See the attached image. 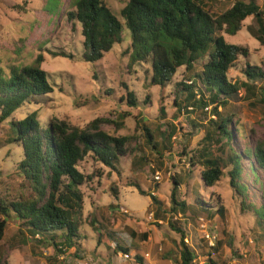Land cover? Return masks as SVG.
I'll list each match as a JSON object with an SVG mask.
<instances>
[{"label": "trees", "instance_id": "obj_1", "mask_svg": "<svg viewBox=\"0 0 264 264\" xmlns=\"http://www.w3.org/2000/svg\"><path fill=\"white\" fill-rule=\"evenodd\" d=\"M249 16L256 26H247V30L264 45V3L259 5L256 0H232L219 14L212 13L205 0H128L120 10L121 19L111 13L104 0H76L67 13L72 27L75 22L80 24L81 58L86 62L100 60L104 53L122 42L123 27L129 30V66L149 71L150 83L159 86L161 92L170 84L176 110L185 114L192 129L202 131L196 146L189 150L184 146L182 153L190 167L198 168L202 188L213 187L226 177L233 194L238 197L240 209L251 210L257 216L255 239L264 244V138L254 143L245 141L241 123L225 110L230 99L241 93L240 99L247 101L251 110L261 111L264 117V55L260 66L249 63L244 66V81L233 82L227 75L248 50L242 45L227 43L223 34H236ZM58 55L72 57L63 51ZM42 57L38 54L31 64L7 67L0 64V124L8 125L4 142L20 149V157L14 165L31 191L29 196L11 199L0 193V247L7 221L11 218L18 224V248L34 239L42 246L37 250L51 249L52 253L45 256L49 264H62L72 249L75 257H81L83 237L79 217L84 204L81 186L102 175L99 169L97 175L82 172L79 163L91 158L117 172L119 159L135 152L141 137L155 153L153 164L159 168L163 166L164 154L173 147L175 127L173 122H167L165 128L152 123L151 128L140 127L139 133L136 126L130 136H119L100 129L102 123L108 122L103 118H95L84 127L56 116L41 120L40 109L53 92L48 74L40 66ZM180 68H183L181 75L184 78L174 80ZM126 101L132 107L137 105L133 92L126 93ZM159 110L163 115L162 104ZM18 112L23 115L17 117ZM237 141H244V145L236 147ZM156 174L159 176L158 172ZM154 179L159 180L160 176L158 179L154 176ZM170 179V216L180 213L182 223L194 224L200 214L206 217L224 215V206L218 196H201L198 192L190 204L181 198L178 190L183 175L174 173ZM134 184L141 195L150 196L151 203H159L153 194ZM110 190L117 197L116 186H111ZM155 215L159 217L160 213ZM91 220L97 222L96 217ZM168 224L180 237L172 264H199L198 249L204 245L198 249L188 245L185 227L172 217ZM112 240L116 247L114 253L117 249L122 254L129 253L119 240L114 237ZM97 241L110 246L102 232ZM219 247L220 243L215 241L210 248L216 252ZM200 253L207 256L209 264H225L224 260H214L211 252L201 250ZM233 255L241 257L235 250ZM133 257L138 264L144 262L138 254ZM0 264H10L1 257V252Z\"/></svg>", "mask_w": 264, "mask_h": 264}, {"label": "rangeland", "instance_id": "obj_2", "mask_svg": "<svg viewBox=\"0 0 264 264\" xmlns=\"http://www.w3.org/2000/svg\"><path fill=\"white\" fill-rule=\"evenodd\" d=\"M75 1L0 0V64L6 67L31 64L41 54L43 59L40 66L47 72L48 81L53 86L47 103L40 109L39 118L46 121L56 116L80 127L95 118H103L108 122L102 123L100 129L119 136H130L136 126L139 133L142 131L140 127L151 128L152 123L165 128L167 122H173L175 134L172 137L173 147L164 154L163 166L159 168L153 164L152 155L155 156V153L141 137L138 138V149L119 159L117 172L91 158L79 163L78 168L82 172L97 175L96 170L99 169L102 175L94 177L92 183L81 186L84 192L83 213L79 217L83 237L80 241L81 257H75L72 249L62 264H138L133 256H142L145 252L150 254L147 264H172L180 237L168 224L171 217L185 227L188 245L194 248L204 245L202 249L197 248L198 252H211L214 260H224L225 264H263L264 244L255 239L258 230L254 220L257 216L251 210L240 209L238 197L233 194L226 177L213 187L202 188L198 168L190 167L182 154L184 146L187 150L196 146L202 131L192 129L185 114L176 110L171 85L166 84L161 92L159 86L150 83L149 71L138 66L135 70L129 66L131 36L125 26L121 31L120 44L114 45L97 62L84 61L81 58L80 24L75 22L72 27V21L67 19V13L72 10ZM256 1L259 5L264 3V0ZM104 2L111 13L121 19L120 10L128 0ZM231 2L205 0L207 8L216 14ZM247 26H256L251 16L244 20L243 27L236 34H223L227 43L242 45L248 50V54L239 57L227 71L233 82L244 81V66L247 63L260 66L264 55V45L250 34ZM61 51L72 54V57L58 55ZM183 72V68H180L174 80H182ZM256 83L260 85L261 82ZM106 91L110 93L106 94ZM127 92L134 93L136 107L126 101ZM240 95L232 97L225 110L241 123L245 141L254 143L264 138V117L261 111L251 110ZM120 97L123 99L120 100ZM161 104L164 107L163 115L159 110ZM16 114L17 117L23 115L22 112ZM7 127L6 123L0 124V193L6 199L29 196L31 191L17 174L14 165L20 157V149L4 142ZM243 145L244 141L236 143V147ZM156 172L159 180L154 179ZM174 173L183 175V183L178 187L183 200L193 203L198 192L201 196H218L224 206V215L206 217L200 214L194 224L182 223L180 213L170 216V175ZM134 183L144 192L153 194L159 203H151L150 196L141 195ZM113 185L117 188V197L110 190ZM156 212L160 213L159 217L155 215ZM149 213L153 214L150 220L147 218ZM173 216H177V219ZM94 217L97 222L92 223L91 218ZM100 222L104 225L100 226ZM17 228V222L8 219L1 241V257L10 264H49L45 256L52 253L51 249L37 250L42 246L37 245L34 239L27 240L22 248L17 247ZM100 232L110 243L109 248L97 241ZM206 235L214 237V245L215 241L220 243L216 252L210 248L208 238L205 241ZM113 237L129 249L131 256L128 259L118 249L117 253L113 252L116 250ZM233 250L241 257H235ZM200 252L197 257L199 264H209L207 256Z\"/></svg>", "mask_w": 264, "mask_h": 264}, {"label": "built area", "instance_id": "obj_3", "mask_svg": "<svg viewBox=\"0 0 264 264\" xmlns=\"http://www.w3.org/2000/svg\"><path fill=\"white\" fill-rule=\"evenodd\" d=\"M263 83H264V81H263ZM155 178L158 179L159 176L156 174ZM147 218L151 219L152 218V214L150 213ZM174 218H177V216H175ZM205 238H206L205 241H207V238H208V241H210L211 246L214 245V242L212 241L214 239V237H212V235H211V238L208 235H206ZM122 256L125 257V258H129L130 257V253L122 254ZM149 256H150L149 252H145V253L142 254V257L144 258V262L142 264H147V259L149 258ZM60 258H62V256H60Z\"/></svg>", "mask_w": 264, "mask_h": 264}]
</instances>
